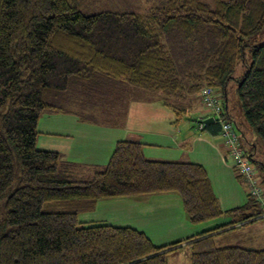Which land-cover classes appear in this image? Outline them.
I'll return each instance as SVG.
<instances>
[{"label": "trees", "instance_id": "16d2710c", "mask_svg": "<svg viewBox=\"0 0 264 264\" xmlns=\"http://www.w3.org/2000/svg\"><path fill=\"white\" fill-rule=\"evenodd\" d=\"M150 1L144 14L86 15L75 0H0V264H168L178 252L188 264H264V248L221 244L237 226L264 221L263 201L235 167L246 202L222 211L203 166L148 160L140 142L118 141L87 177L85 167L36 147L41 117L80 105L81 121L100 120L99 103L116 100L120 87L132 102L163 98L177 119L194 99L209 110L208 89L230 122L227 86L235 82L243 119L262 144L243 158L258 164L254 180L264 190V0ZM217 119L210 111L196 128L221 137ZM156 193L178 194L191 225L216 224L159 247L133 228L79 220L98 200ZM222 217L229 221L217 223Z\"/></svg>", "mask_w": 264, "mask_h": 264}, {"label": "crops", "instance_id": "0c3cea01", "mask_svg": "<svg viewBox=\"0 0 264 264\" xmlns=\"http://www.w3.org/2000/svg\"><path fill=\"white\" fill-rule=\"evenodd\" d=\"M116 100L107 99L101 106L103 120H80V105L71 112L47 114L40 118L37 130L36 146L40 150L54 151L62 156L64 162L74 166H83L84 175L90 176L95 170L103 168L118 141L132 140L143 144L142 152L148 160L189 162L205 167H211L219 194H214L223 211L241 206L244 202L243 193L234 180L232 169L224 165L225 145L216 147L209 143L206 137H193L190 132L180 139L173 127L167 124L157 127V121L152 119L144 124H137L133 108L139 106L138 101L132 102L131 89L118 88ZM126 89L128 91L126 95ZM124 90V91H123ZM123 94L121 97L120 94ZM114 101V102H113ZM102 103H99L101 105ZM73 104V103H72ZM81 104V103H80ZM80 112L79 114L76 113ZM115 114V118H110ZM133 115V116H132ZM100 118V110L97 113ZM133 117V118H132ZM86 119V118H84ZM108 122V123H107ZM114 123V125H106ZM212 137L211 135H209ZM199 149V152L195 150ZM222 158V159H221ZM219 159L222 160L220 163ZM221 164V165H220ZM217 166L220 168L217 169ZM210 181V183H211ZM221 189V190H219ZM223 189V192H222ZM221 191V192H220ZM222 210V209H221ZM79 220L88 224H106L115 227H130L143 233L155 246H165L173 242L183 241L216 224L207 227L191 225L182 209L181 199L176 193H156L137 197H118L98 200L93 210L81 213ZM228 218L217 223L228 222ZM264 222H256L246 227L237 226V231L247 232V243L252 241L264 243V231L261 235L258 228ZM264 225V224H263ZM257 230L253 238L247 230ZM177 256L171 258L174 260ZM186 258V257H185Z\"/></svg>", "mask_w": 264, "mask_h": 264}, {"label": "rangeland", "instance_id": "374dc122", "mask_svg": "<svg viewBox=\"0 0 264 264\" xmlns=\"http://www.w3.org/2000/svg\"><path fill=\"white\" fill-rule=\"evenodd\" d=\"M76 2L79 3L80 10L86 15L90 14H97L99 12L103 11H111V12H116V13H138V14H144L148 11V9L154 4L153 1H150L149 3L146 2V0H75ZM258 43L264 42V36L263 40L260 41L259 37L257 38ZM236 83L235 82H230L227 86V96H226V104L228 106V113L231 117L230 122H232L233 129L235 131L239 149L242 150L247 156L251 155V146L254 144H257V149H261L262 144L256 137L255 133L247 126L245 123L241 110L237 105V97H236ZM218 97H220V104L225 105V98L223 95H221L218 91H215L214 93ZM149 95V94H148ZM150 96V95H149ZM151 97L154 98V100H148V101H139L141 104L137 107L133 108V115H136L134 118L136 119L135 122L137 124L142 125L144 122H149L152 119L157 121V127H161V122H164L163 126H166L169 124L170 126L173 127V132H177L179 135L180 139L185 137L187 133L190 132V134L193 137H206V139L210 144L214 143L217 148L220 147V145L224 144L223 139L220 136L217 137H210L209 134L207 133H202L199 130H197V122H193L192 120H199L203 115L208 114L210 111L205 109L204 106H202L200 99H194L195 102L192 103V108L190 109L191 111L188 112L187 115L181 116L179 119L178 118V112L173 111L172 109H169L165 106H163L158 100L163 99L161 97H154L151 95ZM168 105L175 106L177 109L179 108L178 105L184 106V103L182 101H177V100H168L166 101ZM103 103L100 105V120H103V111L101 112ZM187 105V104H186ZM132 115V116H133ZM90 115H85V118L89 117ZM112 119L115 118V114L111 115ZM133 118V117H132ZM177 119V120H176ZM237 127H235V124ZM241 132L244 134L245 139L241 136ZM37 147V146H36ZM224 148H221L222 151ZM40 150V149H39ZM195 152H199V149L195 150ZM225 155V154H224ZM258 157L257 154L253 155V159L256 160ZM222 159V158H221ZM219 159L220 163H222V160ZM224 165L226 164L230 169H234V163L233 161L227 157V160L224 159ZM221 165V164H220ZM251 165L253 166V169L257 171L258 169V164L255 162L251 161ZM211 167H205L207 170L208 176L212 177L214 179V173L210 171ZM220 167L217 166V169ZM234 172V170H233ZM236 173L234 172V175ZM212 179H210L211 181ZM236 181L241 195L243 193V204L246 202V191L244 188V185L241 181V183L234 178ZM218 184L215 180L211 181V187L213 190V193L219 194V191L217 188V185L215 186L214 184ZM13 188H10L8 192L6 193V196L12 192ZM221 190V189H219ZM221 192V191H220ZM223 192V189H222ZM242 204V205H243ZM241 205V206H242ZM222 211L224 208L221 206ZM226 219V217H222L218 219L220 221L221 219ZM264 222V221H262ZM215 223V222H214ZM210 223H201L199 224L200 226L207 227ZM264 224V223H263ZM260 225L258 228V232L262 235L264 231V225ZM248 234L253 238L254 236L252 235H257V230H247ZM243 234V232L237 231V233H228L224 234L225 236H222V245H227V246H232V245H238L242 247H254V248H264V243L261 241L257 245L254 244L252 241L250 243H247V240L245 239L246 236H248L246 233ZM220 244V242L218 243ZM168 264H188L187 259L183 255H178L177 258L174 260H169Z\"/></svg>", "mask_w": 264, "mask_h": 264}, {"label": "built area", "instance_id": "2783aa9c", "mask_svg": "<svg viewBox=\"0 0 264 264\" xmlns=\"http://www.w3.org/2000/svg\"><path fill=\"white\" fill-rule=\"evenodd\" d=\"M205 95L204 101L205 106L208 108L217 119V122L220 125V133L221 138L223 139V143L229 149L228 157L233 161L234 167L238 170V172L244 177L247 189H249V193L257 198L259 201H263L262 193L263 189L258 187L257 182L254 180V169L251 164L248 163L247 160L243 158V153L239 149L237 137L234 133V129L232 123L229 121H225L222 118H219V115L222 114L221 107L218 105L214 97L211 96L210 90L205 89L203 91ZM214 119V117H212ZM202 124L200 125V127Z\"/></svg>", "mask_w": 264, "mask_h": 264}, {"label": "water", "instance_id": "95a60500", "mask_svg": "<svg viewBox=\"0 0 264 264\" xmlns=\"http://www.w3.org/2000/svg\"><path fill=\"white\" fill-rule=\"evenodd\" d=\"M193 122H195L196 120L195 119H193L192 120ZM214 120H213V118L212 117H209V118H207V119H204L203 121H201L203 124H209V123H212Z\"/></svg>", "mask_w": 264, "mask_h": 264}]
</instances>
